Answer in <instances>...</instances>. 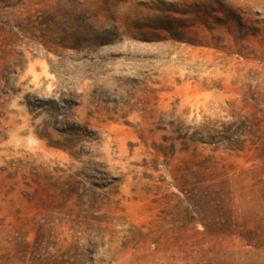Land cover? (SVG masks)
<instances>
[{
    "label": "rangeland",
    "instance_id": "374dc122",
    "mask_svg": "<svg viewBox=\"0 0 264 264\" xmlns=\"http://www.w3.org/2000/svg\"><path fill=\"white\" fill-rule=\"evenodd\" d=\"M0 264H264V0H0Z\"/></svg>",
    "mask_w": 264,
    "mask_h": 264
}]
</instances>
